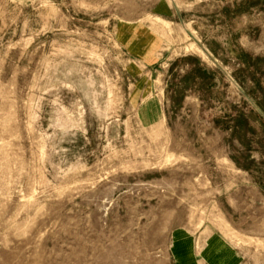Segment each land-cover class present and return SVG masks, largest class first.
I'll return each mask as SVG.
<instances>
[{"label": "rangeland", "instance_id": "374dc122", "mask_svg": "<svg viewBox=\"0 0 264 264\" xmlns=\"http://www.w3.org/2000/svg\"><path fill=\"white\" fill-rule=\"evenodd\" d=\"M0 264H264V0H0Z\"/></svg>", "mask_w": 264, "mask_h": 264}, {"label": "water", "instance_id": "95a60500", "mask_svg": "<svg viewBox=\"0 0 264 264\" xmlns=\"http://www.w3.org/2000/svg\"><path fill=\"white\" fill-rule=\"evenodd\" d=\"M176 12H177V15L179 16V19H180V21H181V16L179 15V13H178V11L176 10ZM181 23H182V21H181ZM204 50V49H203ZM205 51V50H204ZM205 53L209 56V58L214 62V63H216L215 62V60H213L212 59V57L205 51ZM223 71V70H222ZM223 73L227 76V78L232 82V83H234L233 82V80L223 71Z\"/></svg>", "mask_w": 264, "mask_h": 264}, {"label": "crops", "instance_id": "0c3cea01", "mask_svg": "<svg viewBox=\"0 0 264 264\" xmlns=\"http://www.w3.org/2000/svg\"><path fill=\"white\" fill-rule=\"evenodd\" d=\"M175 12H176V9H175ZM176 14H177V12H176Z\"/></svg>", "mask_w": 264, "mask_h": 264}]
</instances>
